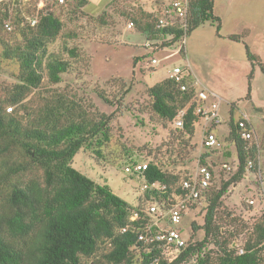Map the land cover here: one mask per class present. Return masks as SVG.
I'll use <instances>...</instances> for the list:
<instances>
[{"label":"trees","instance_id":"1","mask_svg":"<svg viewBox=\"0 0 264 264\" xmlns=\"http://www.w3.org/2000/svg\"><path fill=\"white\" fill-rule=\"evenodd\" d=\"M1 1L0 31L18 33L22 39L13 44L0 38L3 57L16 60L20 69L18 81L0 98V264H83L86 259H91L92 264H264V216L255 223L252 236L240 248L242 252L225 239L219 241L223 230L216 221V211L228 188L245 178L247 161L252 159L256 168L260 163L259 145L240 135L238 123L242 116L237 121L230 120L227 136L235 144L236 169L229 178H221L217 188L212 167L213 184L200 198L206 205L204 224L200 226L204 229L203 237L189 236L187 245L178 251L173 246L167 250L165 242L142 239L140 236L147 234L151 220L143 204L133 206L108 183L96 182L72 164L83 147L103 156V149L112 137L111 115L101 113L91 118L77 102L63 94L45 98L40 107H29L26 103L44 76L58 83L70 67L68 59L48 54V45L61 33L63 21L42 7L32 14L37 21L31 24L21 15L23 0H15L11 10V2ZM86 3L79 0V5ZM30 7L25 5L22 9L32 12ZM147 16L151 20L142 29L148 38L162 40V47L176 46L180 33L172 36L175 28L157 26L159 11ZM7 20L13 25L10 31L5 28ZM206 21L215 23L219 34L221 19L214 13V0H191L188 35ZM246 35L244 32L230 38L243 41L252 69L258 65L264 72V61L250 51ZM68 52L76 55L73 48H68ZM183 52L186 53V46ZM252 73L253 70L249 79ZM193 81L192 74L182 82L167 76L149 88L152 108L161 118L174 123L178 112L187 108L184 128L176 129L190 136L202 118L197 113L202 104L197 96L199 87ZM182 83L188 84L187 89L181 88ZM250 91L249 86L247 97ZM21 109L28 111L27 117L19 116ZM128 157L124 168L141 161L132 155ZM206 157L207 154L201 156V165L208 164ZM148 162L144 172L132 174L142 176L144 182L161 184V188L144 190L146 200L169 207L186 194L180 181L189 175L180 177L156 162ZM135 212L138 215L132 219ZM213 243L220 247L214 263L205 250Z\"/></svg>","mask_w":264,"mask_h":264},{"label":"rangeland","instance_id":"2","mask_svg":"<svg viewBox=\"0 0 264 264\" xmlns=\"http://www.w3.org/2000/svg\"><path fill=\"white\" fill-rule=\"evenodd\" d=\"M1 2H11V10L15 0ZM24 2L21 15L25 19L42 7L61 18L63 29L49 43L48 54L70 62L60 82L52 83L44 76L39 88L33 89L27 97L28 106L40 107L45 98L63 94L77 102L91 118L101 113L111 115L112 137L103 149V156L86 147L74 156L72 164L81 172L96 182L108 183L133 206L143 204L146 208L150 201L145 199L141 188L144 178L124 170L129 155L134 159L156 162L162 169L184 177L194 173L201 156L207 154L205 160L213 167L217 177L215 187L218 188L221 178H229L233 172L225 170L223 164H229L233 170L237 164L235 144L228 141L227 136L230 120L237 121L242 115H246L253 124V141L259 145L260 165L264 170V72L258 65L252 69L243 41L221 37L216 24L206 21L187 36L186 53L169 56L175 46L154 52L143 47L148 36L142 28L151 20L147 15L152 11L143 9L138 0H110L108 4H105L106 0H94V7L98 9L79 5V0ZM25 5H30L32 12L23 10ZM239 9L235 6L223 14V27L219 33H240L245 29H252L254 34L261 33L262 37L254 36L248 45L264 61V29H261L264 11L246 13ZM132 20L134 25L130 28L128 25ZM0 38L13 44L22 39L18 33L2 30ZM68 48H73L76 55L69 53ZM153 56L159 60L157 65L151 64ZM175 66L189 67L201 91L219 96L220 99L210 96L201 102L210 105L216 99L220 100L221 124L213 130L222 142L220 148L203 146V130L207 124L203 117L190 136L154 112L149 88L169 76ZM19 70L16 60L3 57L0 42V98L18 81ZM251 70L252 78L249 79ZM249 86L250 97H247ZM19 116L27 117L28 111L21 109ZM258 191L264 192V189L262 191V187L257 186L253 173L249 179L244 178L236 186L233 184L228 188L216 211L217 224L223 230L220 242L225 239L230 246L240 249L252 236L255 223L264 216V195ZM247 198H255L256 201L249 205ZM205 213L203 198L184 213L177 227L183 230L186 239L189 236L195 239L203 237L204 229L200 226L204 224ZM205 250L210 253L211 261L216 262L220 247L213 243L208 244ZM83 264H92L91 259L84 260Z\"/></svg>","mask_w":264,"mask_h":264},{"label":"built area","instance_id":"3","mask_svg":"<svg viewBox=\"0 0 264 264\" xmlns=\"http://www.w3.org/2000/svg\"><path fill=\"white\" fill-rule=\"evenodd\" d=\"M65 0H59V3H63ZM191 7V0H169L166 4H164L159 10V16L157 20V26L159 28L172 27L175 28L172 36L176 34V32L180 33V39L178 40L175 50L172 51L169 56L173 54H181L185 50L186 40L188 36V27H189V12ZM26 19L31 22V24H35L37 19L36 16H27ZM128 27H133V22H130ZM5 28L7 30H12L13 25L10 20L5 22ZM162 40H153L147 38L146 41L142 44L143 47L150 52L163 50L167 47H162ZM159 60L156 57H151V64L157 65ZM192 74L194 76V83L198 85V80L196 79L193 71L188 67L175 66L173 71L169 74V77L174 78L177 82H182L185 76ZM188 84L182 83L181 88L183 90L187 89ZM197 96L202 100H207L210 96L214 98H219V96L215 93L207 94L203 93L201 96L197 94ZM219 106L220 100H215L210 105H207L205 102L202 103L197 108V113H200L203 119L207 120V124H205L203 133V146L208 147L210 149H218L222 146V142L217 137L216 133L213 130L209 131L210 127L213 125L221 124V119L219 117ZM11 110V108H8ZM187 108L181 109L178 112L174 120V125L176 128L183 129L184 128V116L186 114ZM240 135L243 139L248 141H253L255 139L254 128L252 122L248 119L246 115H242V119L239 121ZM208 132V133H207ZM148 161H134L132 164H128L125 166L124 170L128 174H134V172L142 173L148 168ZM223 168L228 170L229 172L234 171L232 166L227 163L223 164ZM247 170L248 172L245 174V178H249L250 174H255L257 186L262 187V191L264 189V170L259 166L256 168L255 163L252 159L247 161ZM213 170L211 164L198 165L197 170L189 174L186 178H183L180 181L181 187L187 191L184 193L183 197L177 198L175 203L170 204L169 207H165L162 202L158 201H150L145 208V212L151 217L150 223L147 225V234L141 235L140 238L146 240H156L165 242L167 250L173 246L175 251H178L181 248H184L187 244V239L184 237L182 230L177 227V225L182 221L184 213L187 210H190V205L198 201L202 197V193L207 191L213 184ZM161 184L159 182L148 183L144 182L142 184V189L146 190L148 188H161ZM261 192V191H260ZM258 191V193H260ZM260 195H264V192H261ZM247 203L249 205H253L256 201L255 198H247ZM138 215L135 212L132 215V219L136 218ZM165 222V224H162ZM153 226H156L157 229L153 230ZM242 252V249H240ZM152 264H156L155 262Z\"/></svg>","mask_w":264,"mask_h":264},{"label":"crops","instance_id":"4","mask_svg":"<svg viewBox=\"0 0 264 264\" xmlns=\"http://www.w3.org/2000/svg\"><path fill=\"white\" fill-rule=\"evenodd\" d=\"M87 3L85 5V7L88 6V8H95L98 9L99 7H94V0H86ZM110 0H106L105 4H108ZM140 2V5L143 7V9L145 10H149V11H155L158 12L161 7L166 4L167 2H169V0H154V1H150V0H138ZM238 7L240 8L239 11H243V12H251V13H263L264 11V0H214V13L215 15H217L220 19H221V26L223 27V14L225 12H227L229 9H233V7ZM154 7V9H152ZM226 8V11H224V9ZM262 30L264 29V20H263V27L261 28ZM246 30V29H245ZM243 30L240 33H229V32H239V31H227L228 33H224V34H220L219 35L223 38H228L232 41H234L233 39L230 38L231 35H236V34H242L246 31H248V29L245 31ZM249 33H247L246 35V39L245 42L247 43V45H250V40L255 36L257 38L262 37L261 33H253L252 29L248 31ZM255 32V31H254ZM248 45V46H249ZM250 49V47H249ZM250 51L252 52V50L250 49ZM253 53V52H252ZM255 54V53H254ZM257 66V65H256ZM204 92L201 91L200 89H198V94L199 96H201V94H203ZM252 175V174H250ZM249 175V176H250ZM250 178V177H249ZM248 178V179H249Z\"/></svg>","mask_w":264,"mask_h":264},{"label":"water","instance_id":"5","mask_svg":"<svg viewBox=\"0 0 264 264\" xmlns=\"http://www.w3.org/2000/svg\"><path fill=\"white\" fill-rule=\"evenodd\" d=\"M235 186H236V184H235Z\"/></svg>","mask_w":264,"mask_h":264}]
</instances>
